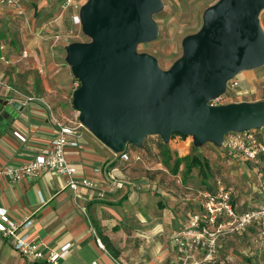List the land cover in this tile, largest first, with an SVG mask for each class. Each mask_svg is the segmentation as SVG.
Masks as SVG:
<instances>
[{
    "label": "crops",
    "instance_id": "0c3cea01",
    "mask_svg": "<svg viewBox=\"0 0 264 264\" xmlns=\"http://www.w3.org/2000/svg\"><path fill=\"white\" fill-rule=\"evenodd\" d=\"M2 17L0 19H4ZM1 70L0 65V83L4 81L5 86L7 83L9 85H0V99L19 102L24 110L11 128L0 130V171L8 167L23 166L48 152L56 138V121L77 129L79 147L67 148V157L78 170V178L85 177L97 183L96 190L84 189L80 197L76 198L75 193L67 186L68 178L53 172L25 177L16 182L6 174L0 177V209L6 210L15 219H31L32 226L23 233H27L31 241L40 244L45 254L59 253L70 246L69 254L61 264H226L218 257L214 261H205L204 256L197 251L192 260L185 263L183 251H175L173 236L185 228L192 214H186L188 217H185L184 206L188 203H183L188 201L186 193L189 187L185 180L176 182L177 188L164 183V179L169 178L166 174L174 179L180 178L179 173L186 171L185 163L181 164L178 174L174 176L171 167H166L162 161V147L157 139L146 142L141 148L128 151L132 165L123 162L119 154H115L81 124L79 113L73 107V95L80 86L75 83L76 78L70 69L63 68L57 72L56 75L60 74L64 80L62 85L52 79L43 81L39 90L33 89L35 93L29 87L23 89L20 83L19 88L13 86L11 77ZM51 84L53 85L50 86ZM36 86L33 85V88ZM39 97L48 104L40 103ZM16 133L25 137L26 141L18 139ZM258 134L264 140V133ZM190 144L181 135L171 138L167 144L173 157L170 165L174 164L175 158L183 159L190 155ZM140 156L143 161H135ZM149 157H152V165L146 168L145 162ZM256 164H259V175H263L264 155ZM215 179L216 177L212 178L210 182ZM114 180L122 182L124 187L115 189L112 185ZM202 182L203 180V185ZM169 185H172L171 188ZM159 187L163 188L164 197H172L168 193L170 189L172 193L177 192L175 194L179 203H171L173 198L164 204L155 203L152 198H157L155 196L160 192ZM104 190L106 193L103 198L99 197V191ZM39 193L45 200L44 205L39 200ZM234 204L238 212H248L238 208L235 196ZM157 211L163 214H157ZM93 223L109 239L112 251L105 244V249L98 246L97 241L101 236ZM263 225L264 222L257 225L261 226L262 233ZM238 234L241 237L233 238L234 240L239 243L249 242L247 232ZM234 240L229 241L226 249L236 246ZM227 252L230 257L241 255L244 257L242 264H249L251 256L257 253L262 255L264 248L255 252L250 249L237 251V254L234 249ZM0 264L46 263L28 262L13 248L10 240L0 237Z\"/></svg>",
    "mask_w": 264,
    "mask_h": 264
},
{
    "label": "water",
    "instance_id": "95a60500",
    "mask_svg": "<svg viewBox=\"0 0 264 264\" xmlns=\"http://www.w3.org/2000/svg\"><path fill=\"white\" fill-rule=\"evenodd\" d=\"M160 8L161 0H88L81 7V27L93 42L68 51L81 82L73 95L81 124L115 154L141 148L150 135L166 144L180 134L192 136L198 147H223L228 133L263 128L264 103H208L239 72L264 65V0H221L202 31L184 42V57L166 72L137 53L139 44L156 38L150 16ZM23 110L19 102L0 99V130L11 128Z\"/></svg>",
    "mask_w": 264,
    "mask_h": 264
},
{
    "label": "rangeland",
    "instance_id": "374dc122",
    "mask_svg": "<svg viewBox=\"0 0 264 264\" xmlns=\"http://www.w3.org/2000/svg\"><path fill=\"white\" fill-rule=\"evenodd\" d=\"M220 1L161 0V8L150 16L158 28V34L156 38L139 44L137 53L154 58L162 71L171 70L184 57V42L202 31L205 26L207 13ZM65 2L66 0L28 1L26 4L27 11L24 16H17L8 12L5 13L6 17H2L4 19H0V45H4L5 56L10 62L8 65H0L2 70L7 73V76L11 77L10 81L14 84L11 85L18 88L20 87L19 85H22L23 89L29 87L35 93L34 90H39L40 83L43 81H51L52 79L55 80V83L62 85L64 80L60 77V74L56 75L60 69L68 68L73 74L72 68L68 63L69 48L74 44L92 43L93 40L85 34L81 26L73 24L74 9L72 7L64 8ZM76 2L84 6L88 0H76ZM259 26L264 34V8L259 14ZM24 51L28 53V58L24 59L22 57ZM74 76L76 78V75ZM230 82H236L238 86L232 88V84H230L227 87L222 95L223 105L264 103V65L243 70ZM75 83L81 86L79 80L76 79ZM35 84L37 86L33 88ZM0 85L7 87L9 83L5 86L4 81H1ZM43 100L45 99L39 97L38 101L43 105L48 104L46 100ZM261 111L264 114V105ZM255 131L264 133V127ZM158 137L160 136L150 135L147 138L148 141H151ZM182 137L184 141L188 139L191 142L190 155L200 153L209 160L212 167V178L221 179L233 188L239 209L243 211L259 209L262 205L260 192L261 176L257 169L259 164L250 161L245 162L243 159V161H240L237 155L225 149L224 146L221 149L208 142L198 147L194 144L192 136ZM259 137L263 136L259 134ZM129 148L128 151L131 152L136 147L130 146ZM151 158L149 157L145 162L146 168L152 165ZM140 161H143L142 157ZM162 161L166 164L164 157H162ZM126 164L132 165L131 162ZM146 168L144 170L148 172ZM171 173L173 174L172 171ZM179 174L180 178L178 179L166 174L169 178H165L164 183L177 187L178 185H175L176 182L185 180L189 187L188 193H186L188 201L183 202L188 203L187 206H184L186 209L185 215L202 210L203 198L201 192L203 191V186L201 184L202 177L199 176L198 170H194V175L186 176L185 170ZM172 185H169V187L171 188ZM158 189L160 192L157 195L155 194L157 198H152L155 203L164 204L169 202L171 198H173L171 203H179L175 194L177 192L172 193L170 189L168 193L172 197H164L162 195L164 192L163 188L159 187ZM157 214L163 213H158L157 211ZM185 217L188 216L186 215ZM246 232L248 233L247 239L249 242L245 243H239L234 240L236 237H241L239 234L234 233L224 236L219 242V250L216 256L211 261L216 260L218 257L219 260H223L226 264H242L244 263V257L237 254V251L250 249V251L255 252L260 248H264V231L262 233L261 226L252 225ZM230 240H234L236 243L235 247H230L235 250L236 257H230L231 255L227 252L232 250L230 248V250L226 249ZM174 248L175 251H180L178 247L175 246ZM196 251L203 256V250L197 249ZM183 253L185 255V252ZM253 255L249 264L264 263V253L260 254V256L258 253ZM239 258H241V261Z\"/></svg>",
    "mask_w": 264,
    "mask_h": 264
},
{
    "label": "built area",
    "instance_id": "2783aa9c",
    "mask_svg": "<svg viewBox=\"0 0 264 264\" xmlns=\"http://www.w3.org/2000/svg\"><path fill=\"white\" fill-rule=\"evenodd\" d=\"M34 0H0V17L10 12L17 16H24L27 11V2ZM47 1V0H41ZM72 7L74 15L73 24L81 26L80 9L82 4L76 0H66L64 8ZM5 47L0 45V62L8 65L10 62L5 56ZM24 59L28 58V53L23 52ZM42 72V71H41ZM231 85L236 88L238 83L228 82L227 87ZM222 95L209 101L211 107L222 106ZM56 138L52 142L50 150L36 157L32 162L20 167H8L0 171V177L4 174L10 176L13 181H20L25 177H37L45 172H53L59 176L68 178L67 186L75 193L76 198L80 197L81 191L96 190L97 183L85 177L78 178V170L67 157V148H78L77 129L68 125L56 122ZM15 136L21 141L26 139L21 134ZM174 136V135H173ZM172 136V137H173ZM224 148L239 158L256 162L264 154V140L259 137L255 130H248L240 133L231 132L225 136ZM129 150V149H128ZM125 151L119 154L123 162H130L132 159L129 152ZM136 157L135 161H140ZM99 172V170H95ZM260 192L262 195V205L255 211L239 213L234 204V190L231 186L216 179L212 190L202 191V210L190 215L185 228L173 236V243L180 251L185 252V263L193 258V253L197 249L203 250L205 261H211L219 250L220 240L227 234H238L245 232L252 225H259L264 222V175H261ZM115 189H122L124 184L117 180L112 182ZM111 191L114 189L111 187ZM104 191H99V197L103 198ZM41 204L45 200L41 193L38 195ZM33 221L28 218L15 219L6 210L0 209V237L11 241L13 248L28 262H44L46 264H61L69 254L70 246H67L59 253L45 254L41 245L31 241L24 230H28ZM98 246L105 249L101 239L97 241ZM96 264V263H94Z\"/></svg>",
    "mask_w": 264,
    "mask_h": 264
},
{
    "label": "trees",
    "instance_id": "16d2710c",
    "mask_svg": "<svg viewBox=\"0 0 264 264\" xmlns=\"http://www.w3.org/2000/svg\"><path fill=\"white\" fill-rule=\"evenodd\" d=\"M175 135H180V134H175ZM156 139L162 147L161 154L164 157V161L166 162L165 166L171 167L173 175H177L181 164L185 163L186 176H189L194 169H197L199 170V175H201L203 180L202 182L203 191L213 189V184L216 179L214 180V182L212 183L210 182V180H212V172H211L210 163L207 159L201 157L198 153H193L192 155H189L183 159L175 158L174 164L171 166L170 161L173 160V157L171 155L168 145L161 139V137H158ZM146 142H148V138L144 141V144H146ZM93 226L95 227L96 230L100 232L101 240L103 241V243L109 248V250L111 249L110 251H112L113 249H112V245L109 243V239L102 234L101 230L99 229L96 223H93Z\"/></svg>",
    "mask_w": 264,
    "mask_h": 264
}]
</instances>
